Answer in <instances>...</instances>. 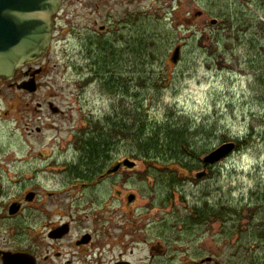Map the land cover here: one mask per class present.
I'll return each instance as SVG.
<instances>
[{
    "label": "rangeland",
    "instance_id": "1",
    "mask_svg": "<svg viewBox=\"0 0 264 264\" xmlns=\"http://www.w3.org/2000/svg\"><path fill=\"white\" fill-rule=\"evenodd\" d=\"M64 2L36 93L0 83L3 155L32 149L67 150L61 154L68 157L75 149L85 153L83 141H76L89 138L93 125L115 139L116 161L137 160L138 181H178L175 233L194 254L216 256L223 264H264V143L204 166L206 155L237 142L251 126L264 131V92L248 66V44L264 37V19L255 7L260 1ZM178 46L180 60L173 63ZM108 77L115 80L108 83ZM49 101L66 114L53 115L45 108ZM145 120L184 132L191 148L179 157L183 166L141 160V135L151 133L142 126ZM106 121L119 123L116 135L106 132ZM195 208L224 219L195 226Z\"/></svg>",
    "mask_w": 264,
    "mask_h": 264
},
{
    "label": "flooded vegetation",
    "instance_id": "2",
    "mask_svg": "<svg viewBox=\"0 0 264 264\" xmlns=\"http://www.w3.org/2000/svg\"><path fill=\"white\" fill-rule=\"evenodd\" d=\"M43 62L0 83L12 90L34 78L38 90ZM45 106L66 114L53 102ZM10 152L0 150V264H223L194 254L175 233V184L138 181L136 165L116 161L114 153L89 165L81 149L69 157L61 154L67 150Z\"/></svg>",
    "mask_w": 264,
    "mask_h": 264
},
{
    "label": "water",
    "instance_id": "3",
    "mask_svg": "<svg viewBox=\"0 0 264 264\" xmlns=\"http://www.w3.org/2000/svg\"><path fill=\"white\" fill-rule=\"evenodd\" d=\"M62 3L63 0H0V80H14L22 67L39 62L47 55L55 34V17ZM217 21L212 19L211 23L215 25ZM180 56L178 46L171 61L177 63ZM18 87L29 92L37 89L34 78ZM235 149L234 142L225 143L209 153L204 162L219 163ZM123 164L133 167L136 163L127 159Z\"/></svg>",
    "mask_w": 264,
    "mask_h": 264
},
{
    "label": "trees",
    "instance_id": "4",
    "mask_svg": "<svg viewBox=\"0 0 264 264\" xmlns=\"http://www.w3.org/2000/svg\"><path fill=\"white\" fill-rule=\"evenodd\" d=\"M259 1L261 5L256 3V11L261 14L260 16L264 19V0ZM259 1L257 0V2ZM260 21H262V24L264 25L263 20ZM248 46L253 52L252 58L249 59L248 66L249 68H252L254 70L253 72L255 73L256 78L255 82H261V89H263L262 92H264V37L257 43L255 41H253V43H249ZM113 79L115 80L114 77H108L106 81L110 83V81ZM142 107L145 108L144 105H142ZM259 116L261 117L264 127V111L263 113H260ZM106 123L108 124V127H110L108 130H106L109 135L112 132H115V135L119 132V123H113L110 121H106ZM142 126L146 131H151L149 137H146V133L144 135H141L142 147L141 144L140 147L141 152L144 153V156L142 157L144 161L150 162V165L153 164V166L154 164L158 163L166 166L177 164L181 166L184 165L183 163H181L179 157L184 153V148H191L189 141H187L184 137V132H175V130L173 131V129H171L173 126L169 125L165 127H159L157 124H153L150 120H145ZM103 129H106V127H104ZM91 130V132L89 131L87 133L89 134V138H83L84 140L82 144L86 154V158L89 161V165H97L101 164V160L107 159L110 153L115 154L118 150L114 149L115 145H113V142L115 139L111 138L112 135H108L109 138L106 137V133H100L96 127H93V125L91 127ZM161 130L164 131L162 132V134H160ZM157 131H159V134L157 133ZM185 133L189 134V129ZM161 142L163 143L162 146H160ZM257 142L264 143V131H261L253 125L249 128L248 133L236 142L237 149L240 150L241 148L251 147ZM154 152L164 154L157 156L153 154ZM162 156L163 160L161 159ZM169 169L170 168H168V170ZM163 183H166V188L171 189L172 184H175V191L178 189V181L174 177L167 176L166 179H164ZM209 219L223 220L224 214L214 213V211L206 212L204 211V209L202 210L195 208L194 213L192 214V222L195 226L204 224L205 222L209 221ZM263 235L264 228L261 236Z\"/></svg>",
    "mask_w": 264,
    "mask_h": 264
}]
</instances>
